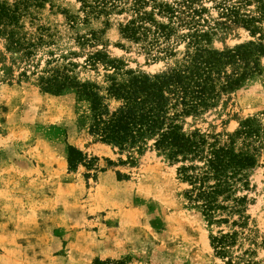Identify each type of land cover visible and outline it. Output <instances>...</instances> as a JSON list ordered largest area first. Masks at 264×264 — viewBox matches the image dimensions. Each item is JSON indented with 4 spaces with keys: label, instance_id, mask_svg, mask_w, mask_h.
<instances>
[{
    "label": "rangeland",
    "instance_id": "374dc122",
    "mask_svg": "<svg viewBox=\"0 0 264 264\" xmlns=\"http://www.w3.org/2000/svg\"><path fill=\"white\" fill-rule=\"evenodd\" d=\"M94 1L44 0L31 7L33 16L20 20L21 48L0 35V264H264V148L247 187L235 190L244 201L237 209L229 202L209 220L200 203L188 199L181 163L171 164L151 142L120 150L96 140L87 132L86 102L42 90L39 78L53 70L105 86L113 70L106 61L91 62L96 53L120 61L122 72L149 75L181 61L188 26L174 25L167 42L148 46L122 33L134 16L133 0H118L106 11H93ZM156 1H187L183 17L210 33L213 49L257 40L227 11L256 15L255 0ZM152 4L142 11L151 12ZM154 18L167 23L156 10ZM261 64V75L201 115L184 118L183 131L222 145L246 119L263 123L264 58ZM69 147L85 161L70 167ZM222 235L231 236L224 257L211 246V238Z\"/></svg>",
    "mask_w": 264,
    "mask_h": 264
},
{
    "label": "trees",
    "instance_id": "16d2710c",
    "mask_svg": "<svg viewBox=\"0 0 264 264\" xmlns=\"http://www.w3.org/2000/svg\"><path fill=\"white\" fill-rule=\"evenodd\" d=\"M117 1L95 0L96 6L91 9L95 11L99 6L106 11V8H115ZM150 1L152 11H142ZM42 2L44 0H16L13 4L0 1V35L6 34L11 48L23 47L18 33L20 20L26 15L33 16L29 9L40 8ZM186 2L171 6L156 0H133L134 16L122 27L126 38L158 46L160 40H169L175 31L174 25L188 26L189 32L182 35L187 41L183 57L167 71L154 75L133 70L122 72L120 61L107 60L106 56L96 53L91 62L106 61L113 70L106 76L105 86L81 82L67 70L66 74L53 70L50 76L40 77L39 82L45 92L66 91L87 103V132L96 140L120 150L142 149L151 142V147L171 164L181 163L178 174L190 186L188 199L200 203L203 214L212 220L216 210L230 207L229 202H233L235 208L244 201V198L234 197V193L238 188L247 187L248 174L264 148V122L246 119L229 142L222 145L217 140L208 142L197 131L184 132L182 123L184 118L199 116L215 107L222 96L261 75L264 28L257 24L264 22V0H255L256 15L244 14L240 18L236 8L227 10L251 37L257 36V40L221 51L210 46L209 32L201 31L193 21L187 22L183 17L185 11L181 7H185ZM242 2L248 3L247 0ZM155 10L167 19L166 24L154 18ZM112 103L116 105L111 107ZM84 161L80 150L69 147L70 167ZM230 238L229 235L211 238V246L218 256H226Z\"/></svg>",
    "mask_w": 264,
    "mask_h": 264
}]
</instances>
